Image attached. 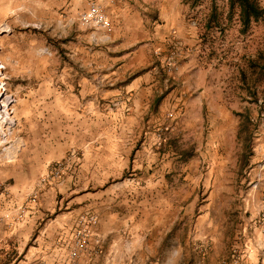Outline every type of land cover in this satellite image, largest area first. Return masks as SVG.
<instances>
[{"label": "rangeland", "instance_id": "obj_1", "mask_svg": "<svg viewBox=\"0 0 264 264\" xmlns=\"http://www.w3.org/2000/svg\"><path fill=\"white\" fill-rule=\"evenodd\" d=\"M67 1L0 0V264H264V0Z\"/></svg>", "mask_w": 264, "mask_h": 264}, {"label": "crops", "instance_id": "obj_2", "mask_svg": "<svg viewBox=\"0 0 264 264\" xmlns=\"http://www.w3.org/2000/svg\"><path fill=\"white\" fill-rule=\"evenodd\" d=\"M84 5L82 8H86V3L88 0H83ZM103 5L106 12L109 14L111 22H112V30L110 37L113 40H119L120 38H124L128 40L131 39L129 36L130 33L133 32V27L135 25L134 22L138 23V15L134 12V8L129 4V0H96ZM68 6L74 5L76 0H68ZM128 44V43H127ZM131 44V43H130ZM123 53H133V51H121ZM123 66V65H122ZM138 67V66H137ZM9 232H12L11 228H8ZM11 234V233H10ZM150 242V239L148 240ZM137 264L140 263V260L136 259Z\"/></svg>", "mask_w": 264, "mask_h": 264}, {"label": "built area", "instance_id": "obj_3", "mask_svg": "<svg viewBox=\"0 0 264 264\" xmlns=\"http://www.w3.org/2000/svg\"><path fill=\"white\" fill-rule=\"evenodd\" d=\"M80 20L85 25H92L109 33L112 30L110 16L98 1H91L88 8L80 14Z\"/></svg>", "mask_w": 264, "mask_h": 264}, {"label": "trees", "instance_id": "obj_4", "mask_svg": "<svg viewBox=\"0 0 264 264\" xmlns=\"http://www.w3.org/2000/svg\"><path fill=\"white\" fill-rule=\"evenodd\" d=\"M231 8L238 9L239 17L245 28L263 16V10L256 0H230Z\"/></svg>", "mask_w": 264, "mask_h": 264}]
</instances>
